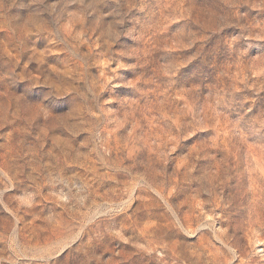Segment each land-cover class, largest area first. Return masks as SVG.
<instances>
[{"label": "rangeland", "instance_id": "1", "mask_svg": "<svg viewBox=\"0 0 264 264\" xmlns=\"http://www.w3.org/2000/svg\"><path fill=\"white\" fill-rule=\"evenodd\" d=\"M0 264H264V0H0Z\"/></svg>", "mask_w": 264, "mask_h": 264}]
</instances>
